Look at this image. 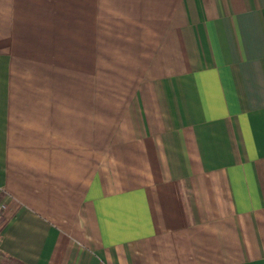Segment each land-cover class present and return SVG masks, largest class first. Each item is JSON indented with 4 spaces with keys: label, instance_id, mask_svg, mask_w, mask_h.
<instances>
[{
    "label": "crops",
    "instance_id": "0c3cea01",
    "mask_svg": "<svg viewBox=\"0 0 264 264\" xmlns=\"http://www.w3.org/2000/svg\"><path fill=\"white\" fill-rule=\"evenodd\" d=\"M0 209L24 264H264V0H0Z\"/></svg>",
    "mask_w": 264,
    "mask_h": 264
},
{
    "label": "trees",
    "instance_id": "16d2710c",
    "mask_svg": "<svg viewBox=\"0 0 264 264\" xmlns=\"http://www.w3.org/2000/svg\"><path fill=\"white\" fill-rule=\"evenodd\" d=\"M2 221H3V218L1 215V211H0V224L2 223ZM0 264H24V263L18 261L17 259H15L9 255H6V254L0 252Z\"/></svg>",
    "mask_w": 264,
    "mask_h": 264
},
{
    "label": "rangeland",
    "instance_id": "374dc122",
    "mask_svg": "<svg viewBox=\"0 0 264 264\" xmlns=\"http://www.w3.org/2000/svg\"><path fill=\"white\" fill-rule=\"evenodd\" d=\"M0 211H1V209H0Z\"/></svg>",
    "mask_w": 264,
    "mask_h": 264
}]
</instances>
